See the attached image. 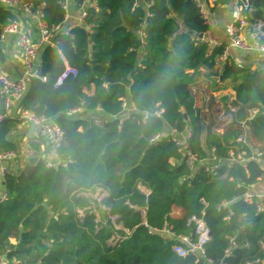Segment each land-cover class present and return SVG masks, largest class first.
Instances as JSON below:
<instances>
[{"label": "trees", "instance_id": "1", "mask_svg": "<svg viewBox=\"0 0 264 264\" xmlns=\"http://www.w3.org/2000/svg\"><path fill=\"white\" fill-rule=\"evenodd\" d=\"M62 1L26 3L32 12L41 10L54 31L66 20ZM91 5L83 25L55 33L54 47L42 49L39 66L47 79L31 80L21 101V108L60 126L63 145L59 165L50 168L44 158L49 148L31 140L35 155L19 175H5L0 258L9 264H202L178 257L173 241L149 233L168 226L177 236L192 237V216L211 229L206 253L214 261L222 259L230 238L239 248L229 264L260 255L264 215L242 197L264 170L255 161L246 169L228 161L231 152L251 155L258 149L264 154V70L239 67L231 59L220 62L225 49L211 50L198 37L209 26L195 0H91ZM252 8L253 21H264V0H252ZM14 18L0 6V46L2 31ZM64 61L76 74L55 87ZM204 78L211 89L234 92L235 112L225 113L231 121L222 120L213 105L205 110L201 93L193 90L207 83ZM128 99L135 110L121 123ZM158 105L164 110L161 117L155 114ZM79 108L82 115H69ZM99 109L109 117L101 126L94 123ZM4 113L0 95V116ZM18 125L11 118L0 122V153L16 149L10 135ZM186 127L193 131L190 150L199 159L215 150L222 163L216 174L203 166L190 171L166 135ZM246 134L249 145L238 143ZM99 190L106 194L103 205L111 208L102 212L101 221L91 208V196ZM222 202L232 204L222 209ZM230 211L235 214L228 221ZM109 216L117 217L129 234L116 230ZM118 233L124 239L115 244Z\"/></svg>", "mask_w": 264, "mask_h": 264}, {"label": "built area", "instance_id": "2", "mask_svg": "<svg viewBox=\"0 0 264 264\" xmlns=\"http://www.w3.org/2000/svg\"><path fill=\"white\" fill-rule=\"evenodd\" d=\"M72 0H63L62 7L67 13L69 11ZM203 19L208 21L207 13V4H215L216 0H195ZM0 6L12 10L14 7H18L23 10L26 14L35 18L37 21V30L39 33V40L34 41L30 34L24 29V24L21 20L14 18L13 21L7 25L1 34V41H5L8 37H15L16 46L19 49L22 57L23 64L25 66V75L20 78L17 82H11L8 78L0 72V95L4 101V115L0 116V122L5 118H11L9 113L12 109V106L20 103L22 99L27 95L29 91L30 81L33 79L39 80L41 82L46 81V76L41 74L40 66L37 65L39 55L42 49L46 45L54 47L53 37L55 33H59L61 27H57L54 31H51L44 19V15L41 10L32 12L31 7L26 3V0H0ZM252 0H237L236 5V19L234 22L227 25L229 45L228 47L237 49L238 51H254L259 56H264V21H253L252 19ZM87 18V11H84L82 14V20L85 22ZM248 32V39L245 37V34ZM223 45H215L214 48H224L225 53L220 58L221 63H226L228 61L227 49ZM213 48V49H214ZM65 62V71L57 80L55 87H60L64 84V81L70 76L75 75L76 71L72 69L69 64ZM240 67V66H239ZM194 84V83H193ZM201 84L200 88H193L195 93H201L204 100L205 110L208 112L209 107L213 105L216 107L217 111L221 113V119H229V114L235 112V109L231 107V101H222L219 99L215 92L210 88L207 83ZM156 115L161 117L164 113V110L157 106ZM127 102L126 100L123 103V110L126 113ZM135 110V108H134ZM228 110L229 114L225 115ZM84 110L82 108L76 109L69 113L70 116L73 114H83ZM123 116L121 123L128 118ZM148 118V115L145 117ZM13 119V118H11ZM16 120L19 121V125H36L39 129V138L43 147H48V155L44 158L47 162V166L50 168H56L59 165V155L58 151L63 145V132L60 126L52 119L45 117H37L33 112L25 110L23 108L18 109ZM231 121V119H229ZM96 125H103L107 123V120L94 119ZM245 124L242 123V127ZM193 131L190 127H186L183 132H178L175 129H170L166 135H170L172 142L178 148L179 153L182 154L185 159L186 165L190 171H194L198 166H203L204 169L212 174H216L217 171L221 168V162L217 159L215 155V150L211 151V155L208 159L201 160L197 157L196 154L192 153L190 150V139L192 137ZM159 135L155 137L152 142L159 141L162 137ZM238 143H243L249 145V135L246 134L243 137L237 140ZM45 144V145H44ZM35 155V152L32 150L30 145L27 143L21 142L16 146V149L13 151H8L0 153V174L3 178L9 172V169L4 167L5 163H9L15 160L24 161L29 160ZM231 159L228 161L231 164H235L242 168H247V163L250 161L257 162L262 169L264 170V154L258 149L254 150L251 155L247 153L235 154L234 152L230 153ZM264 182V175L262 179L258 182ZM256 185L250 187V189L244 194L242 200L246 205H251L254 207L258 215H264V191L256 192L254 188ZM101 191V190H99ZM92 202V211L96 214L98 221H101V214L103 211H110L111 208H107L103 205V200L106 197L104 192H100ZM7 193L5 191L4 195L0 202L6 200ZM232 202H222L220 208L229 209ZM234 212L230 211L226 217V220H230L234 216ZM109 220L112 225L115 226L116 230L123 231L126 235L129 234L128 231L124 230L120 224H117V217L109 216ZM147 227L146 223L143 224ZM188 225L194 228V233L192 237L190 236H177L170 227L165 226L161 230H149V233H156L160 235L163 241H173L172 252L180 258H195L197 261H201L202 264H229L228 260L235 258L233 254L234 250L239 248V244L236 242L235 238H230L229 246L224 250L223 257L219 261H214L213 259L207 256V247L212 242V233L211 229L207 225L206 221L203 218L197 216H192ZM120 239H124V235L118 233L113 242L116 244ZM259 253L260 255L254 257L251 260H248L245 264H264V241H261L259 244ZM244 248L250 249L251 246L249 243H245ZM0 264H9L5 259L0 258Z\"/></svg>", "mask_w": 264, "mask_h": 264}, {"label": "crops", "instance_id": "3", "mask_svg": "<svg viewBox=\"0 0 264 264\" xmlns=\"http://www.w3.org/2000/svg\"><path fill=\"white\" fill-rule=\"evenodd\" d=\"M93 5V4H92ZM91 5V0H85L84 4H73L71 2L69 11L66 16V20L64 24L61 26L60 32H68L70 29L80 26L84 24L82 20V14L84 11H87L88 6ZM236 5L237 0H216L215 4H207V13H208V21L207 25L209 26V31L206 35L203 36V40L206 41L210 49L212 50L215 45H223L224 47H228L229 38L227 25L234 22L236 19ZM12 13L15 18L21 20L24 24V29L34 41L39 40V33L37 30V21L35 18L26 14L23 10L18 7H14ZM248 32L245 34V37L248 39ZM228 59L234 61L238 66L243 68L251 69L252 71L264 70V56H259L254 51L244 52L238 51L237 49L228 47L227 51ZM37 65H40V61L38 60ZM0 72H2L9 81L17 82L20 78L25 75V66L22 61L21 53L16 46L15 37H8L5 41H1L0 46ZM206 69L202 70V72L198 75V79L203 78ZM206 81L207 79L204 78ZM211 81L207 80V84ZM215 90V94H230L227 95V98H224V101H233L234 92L233 91H222ZM219 98V97H218ZM221 99V98H219ZM226 99V100H225ZM223 100V99H221ZM127 109L126 113L123 112V116L127 117L134 111V105L130 99L126 100ZM21 106V102L12 106V109L9 113V116L13 119L17 117V111ZM82 114H73V116H80ZM95 119L108 120L109 117L104 114L100 109L95 114ZM250 137V135H249ZM39 138V129L36 125H18L17 128L10 135V139L16 143L17 145L21 142L30 144V141L33 140L37 142ZM39 141V140H38ZM43 147V145H42ZM45 149V147H43ZM26 161L23 159L15 160L9 163H5L4 167L9 169V172L19 175L22 171L24 164ZM263 186L262 190H259V187ZM4 187V178L0 174V200L5 193ZM256 192L264 191V182L257 183L254 188ZM15 244V241H12Z\"/></svg>", "mask_w": 264, "mask_h": 264}, {"label": "rangeland", "instance_id": "4", "mask_svg": "<svg viewBox=\"0 0 264 264\" xmlns=\"http://www.w3.org/2000/svg\"><path fill=\"white\" fill-rule=\"evenodd\" d=\"M213 91H215V90H213ZM227 95L229 96L230 94H223V95H222V94H218V95L216 94L217 97H219V98H221V99H223V100H224V98H227ZM221 118H222V117H221ZM262 189H263V186H260V187H259V190H262ZM100 192H101V191H98L97 194L92 195L91 198L94 200L98 195L101 194Z\"/></svg>", "mask_w": 264, "mask_h": 264}, {"label": "water", "instance_id": "5", "mask_svg": "<svg viewBox=\"0 0 264 264\" xmlns=\"http://www.w3.org/2000/svg\"><path fill=\"white\" fill-rule=\"evenodd\" d=\"M198 37H199L200 39H203V35H199Z\"/></svg>", "mask_w": 264, "mask_h": 264}]
</instances>
